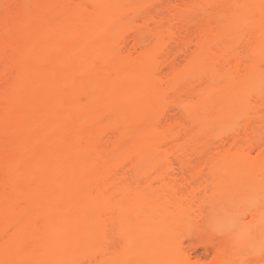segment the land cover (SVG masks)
<instances>
[{"label": "bare ground", "instance_id": "obj_1", "mask_svg": "<svg viewBox=\"0 0 264 264\" xmlns=\"http://www.w3.org/2000/svg\"><path fill=\"white\" fill-rule=\"evenodd\" d=\"M261 190L264 0H0V264H226Z\"/></svg>", "mask_w": 264, "mask_h": 264}, {"label": "clouds", "instance_id": "obj_2", "mask_svg": "<svg viewBox=\"0 0 264 264\" xmlns=\"http://www.w3.org/2000/svg\"><path fill=\"white\" fill-rule=\"evenodd\" d=\"M207 226L228 242L226 264H246L250 258L264 264V190L212 209ZM193 227L186 225L184 231Z\"/></svg>", "mask_w": 264, "mask_h": 264}, {"label": "rangeland", "instance_id": "obj_3", "mask_svg": "<svg viewBox=\"0 0 264 264\" xmlns=\"http://www.w3.org/2000/svg\"><path fill=\"white\" fill-rule=\"evenodd\" d=\"M198 250H199V249H198ZM198 250H197V252H198V253L200 252L199 254H201V253L203 254V253H204V252H201V251H204V250H202V247H200V250H199V251H198Z\"/></svg>", "mask_w": 264, "mask_h": 264}]
</instances>
